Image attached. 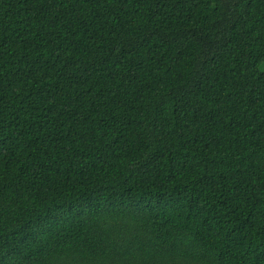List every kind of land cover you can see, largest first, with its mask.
Instances as JSON below:
<instances>
[{
	"label": "trees",
	"instance_id": "trees-1",
	"mask_svg": "<svg viewBox=\"0 0 264 264\" xmlns=\"http://www.w3.org/2000/svg\"><path fill=\"white\" fill-rule=\"evenodd\" d=\"M0 264H264V0H0Z\"/></svg>",
	"mask_w": 264,
	"mask_h": 264
}]
</instances>
